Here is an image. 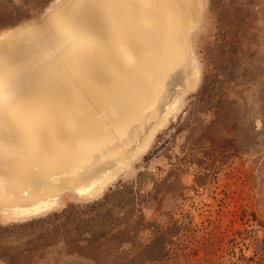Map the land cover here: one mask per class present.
Segmentation results:
<instances>
[{"label":"rangeland","instance_id":"1","mask_svg":"<svg viewBox=\"0 0 264 264\" xmlns=\"http://www.w3.org/2000/svg\"><path fill=\"white\" fill-rule=\"evenodd\" d=\"M51 1L0 0V31ZM208 21L177 120L102 196L0 218V264H264V0H208Z\"/></svg>","mask_w":264,"mask_h":264},{"label":"bare ground","instance_id":"2","mask_svg":"<svg viewBox=\"0 0 264 264\" xmlns=\"http://www.w3.org/2000/svg\"><path fill=\"white\" fill-rule=\"evenodd\" d=\"M208 22V0H52L0 31V218L102 196L199 87Z\"/></svg>","mask_w":264,"mask_h":264}]
</instances>
